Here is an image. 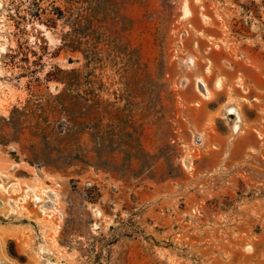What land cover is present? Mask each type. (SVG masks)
I'll list each match as a JSON object with an SVG mask.
<instances>
[{"label":"rangeland","instance_id":"374dc122","mask_svg":"<svg viewBox=\"0 0 264 264\" xmlns=\"http://www.w3.org/2000/svg\"><path fill=\"white\" fill-rule=\"evenodd\" d=\"M2 46L0 264H264V0H0Z\"/></svg>","mask_w":264,"mask_h":264},{"label":"built area","instance_id":"2783aa9c","mask_svg":"<svg viewBox=\"0 0 264 264\" xmlns=\"http://www.w3.org/2000/svg\"><path fill=\"white\" fill-rule=\"evenodd\" d=\"M21 199L24 202H29L33 206H38L41 214L48 211L51 212L52 210L55 211L57 205V195L51 188H46L41 191L25 188L21 195Z\"/></svg>","mask_w":264,"mask_h":264},{"label":"bare ground","instance_id":"6f19581e","mask_svg":"<svg viewBox=\"0 0 264 264\" xmlns=\"http://www.w3.org/2000/svg\"><path fill=\"white\" fill-rule=\"evenodd\" d=\"M184 10H185V13H187V14H189V10H188V8L186 7V5L184 6ZM4 52V46H2V48H1V50H0V52ZM201 91V90H200ZM203 94V93H202ZM43 190V189H42Z\"/></svg>","mask_w":264,"mask_h":264}]
</instances>
